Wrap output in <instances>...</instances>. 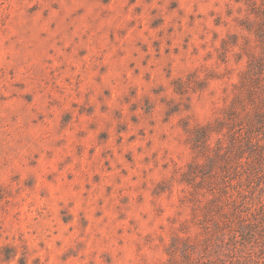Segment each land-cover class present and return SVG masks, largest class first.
I'll return each instance as SVG.
<instances>
[{
    "label": "rangeland",
    "instance_id": "obj_1",
    "mask_svg": "<svg viewBox=\"0 0 264 264\" xmlns=\"http://www.w3.org/2000/svg\"><path fill=\"white\" fill-rule=\"evenodd\" d=\"M0 264H264V0H0Z\"/></svg>",
    "mask_w": 264,
    "mask_h": 264
}]
</instances>
